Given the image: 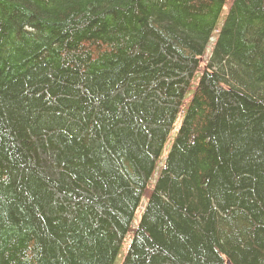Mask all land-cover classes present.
<instances>
[{
  "label": "trees",
  "instance_id": "16d2710c",
  "mask_svg": "<svg viewBox=\"0 0 264 264\" xmlns=\"http://www.w3.org/2000/svg\"><path fill=\"white\" fill-rule=\"evenodd\" d=\"M129 233L119 264H264V0H0V264Z\"/></svg>",
  "mask_w": 264,
  "mask_h": 264
},
{
  "label": "rangeland",
  "instance_id": "374dc122",
  "mask_svg": "<svg viewBox=\"0 0 264 264\" xmlns=\"http://www.w3.org/2000/svg\"><path fill=\"white\" fill-rule=\"evenodd\" d=\"M214 41H215V37H212V39L210 40V42H209V44H208V47H207L206 52H205V54H204V57L201 59V62H202V63H201V66H202V67L205 65L206 61H207L208 58H209L210 51H211V49H212V46H213V44H214ZM198 76H199V75H198ZM196 78H198V77H196ZM190 93H191V92H190ZM178 125H179V119L176 120V122H175V126H174V130H173V131H175V130L177 129ZM171 137H172V136H171ZM169 145H170V140H168V142H167V146L165 147V149H164V151H163V154H162L161 160H160V162L157 164V167H156V170H155V174H154V176L151 178V180H150V182H149V185H148V186H149V189H152V187H153V185H154L155 179H156V177H157V175H158V173H159V171H160V169H161V167H162V164H163L164 158H165V156H166L167 153H168V147H169ZM143 205H144V201H143ZM141 208H142V206H141ZM141 214H142V212H141V210L139 209V210L136 212L135 217H134V220H133V223H132V225H131L132 229H134V228L136 227V223L139 221V219H140V217H141ZM131 235H132L131 233L127 234L124 243L121 245V247H120V249H119V252H118V254H117V257H116V260H115V263H114V264H119L120 261L122 260L123 255H124V251H126V248H127V246H128V241L130 240Z\"/></svg>",
  "mask_w": 264,
  "mask_h": 264
}]
</instances>
